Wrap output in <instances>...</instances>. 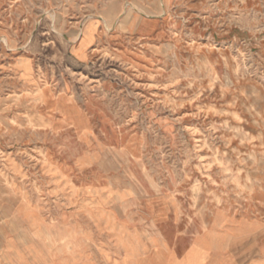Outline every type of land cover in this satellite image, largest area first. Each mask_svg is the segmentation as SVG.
<instances>
[{"label":"rangeland","instance_id":"rangeland-1","mask_svg":"<svg viewBox=\"0 0 264 264\" xmlns=\"http://www.w3.org/2000/svg\"><path fill=\"white\" fill-rule=\"evenodd\" d=\"M124 250L264 264V0H0V264Z\"/></svg>","mask_w":264,"mask_h":264},{"label":"crops","instance_id":"crops-1","mask_svg":"<svg viewBox=\"0 0 264 264\" xmlns=\"http://www.w3.org/2000/svg\"><path fill=\"white\" fill-rule=\"evenodd\" d=\"M114 255L113 261L108 262V264H200L196 253L186 255L185 252L175 250L144 252L124 250L116 252Z\"/></svg>","mask_w":264,"mask_h":264},{"label":"bare ground","instance_id":"bare-ground-1","mask_svg":"<svg viewBox=\"0 0 264 264\" xmlns=\"http://www.w3.org/2000/svg\"><path fill=\"white\" fill-rule=\"evenodd\" d=\"M106 4H108V3H106ZM133 5V4H132ZM138 7V6H137ZM132 9H134V8H132ZM136 11V10H135ZM142 13V12H141ZM122 16V15H121ZM131 19V18H130ZM103 22V21H102ZM108 23V22H107ZM115 25V24H114Z\"/></svg>","mask_w":264,"mask_h":264}]
</instances>
